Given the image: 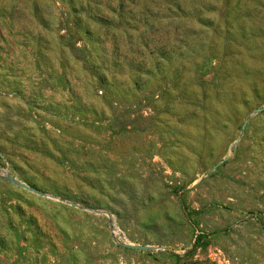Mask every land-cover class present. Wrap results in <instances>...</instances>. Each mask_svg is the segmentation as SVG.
<instances>
[{
    "label": "rangeland",
    "instance_id": "rangeland-1",
    "mask_svg": "<svg viewBox=\"0 0 264 264\" xmlns=\"http://www.w3.org/2000/svg\"><path fill=\"white\" fill-rule=\"evenodd\" d=\"M0 264H264V0H0Z\"/></svg>",
    "mask_w": 264,
    "mask_h": 264
},
{
    "label": "water",
    "instance_id": "water-1",
    "mask_svg": "<svg viewBox=\"0 0 264 264\" xmlns=\"http://www.w3.org/2000/svg\"><path fill=\"white\" fill-rule=\"evenodd\" d=\"M130 248L133 249V250H144L145 249V247H138V246L130 247Z\"/></svg>",
    "mask_w": 264,
    "mask_h": 264
}]
</instances>
